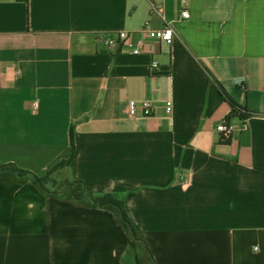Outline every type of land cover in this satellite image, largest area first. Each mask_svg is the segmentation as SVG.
Wrapping results in <instances>:
<instances>
[{
  "label": "crops",
  "instance_id": "crops-1",
  "mask_svg": "<svg viewBox=\"0 0 264 264\" xmlns=\"http://www.w3.org/2000/svg\"><path fill=\"white\" fill-rule=\"evenodd\" d=\"M147 21L173 44L109 50ZM72 156L69 181L123 200L155 264H264V0H0V264H140L114 212L1 168Z\"/></svg>",
  "mask_w": 264,
  "mask_h": 264
},
{
  "label": "trees",
  "instance_id": "trees-1",
  "mask_svg": "<svg viewBox=\"0 0 264 264\" xmlns=\"http://www.w3.org/2000/svg\"><path fill=\"white\" fill-rule=\"evenodd\" d=\"M220 93L224 97L228 105L231 107V116L240 117L241 119H245V120L250 117L249 114L246 113L240 107H238L237 104L233 102V100L224 91L221 90ZM72 162H73V156L67 162H62L57 166H55L44 177H38L29 172L20 170L14 165H6V166H2L1 168L9 169L21 177L30 176L33 179V181L41 188V190L48 195L66 197L69 200L77 204L83 205L85 207L111 210L116 214L121 225L131 236L135 250L138 253L139 263L155 264L151 251L149 250L148 246L145 244L143 238L135 230L125 210V205L123 200L118 199L112 195L95 196L86 190L85 185L82 181H77V180L70 181V183H68L65 186L64 190L61 193L51 192L49 191V189H47L46 185L44 184L45 178L61 167L70 168L72 166ZM133 254H134V249L130 248L125 257L126 264H134L132 263Z\"/></svg>",
  "mask_w": 264,
  "mask_h": 264
},
{
  "label": "built area",
  "instance_id": "built-area-1",
  "mask_svg": "<svg viewBox=\"0 0 264 264\" xmlns=\"http://www.w3.org/2000/svg\"><path fill=\"white\" fill-rule=\"evenodd\" d=\"M153 11L163 18L162 9L154 8ZM181 16L185 20H190L192 18L188 11H183ZM174 39V30L170 24H167L162 29H153L150 22L147 21L138 32H119L115 36L108 38L106 40V45L109 50L112 51L119 50L120 52H127L131 55H140L143 53V47L147 42H157L171 46ZM158 67L159 65L156 62H153L152 69ZM165 110L167 114L171 113V101L166 102ZM127 111L131 118L138 116L151 117L153 114V105L149 101L138 102L133 100L128 103ZM229 116H231V112L229 113ZM243 121L246 120L243 119ZM216 130L222 135V140L226 142L231 139L235 128L228 123L227 119H225L217 125Z\"/></svg>",
  "mask_w": 264,
  "mask_h": 264
},
{
  "label": "rangeland",
  "instance_id": "rangeland-1",
  "mask_svg": "<svg viewBox=\"0 0 264 264\" xmlns=\"http://www.w3.org/2000/svg\"><path fill=\"white\" fill-rule=\"evenodd\" d=\"M67 176L66 167H61L48 175V177H46L44 180V184L46 185L47 189H49V191L61 193L65 186L70 183Z\"/></svg>",
  "mask_w": 264,
  "mask_h": 264
}]
</instances>
